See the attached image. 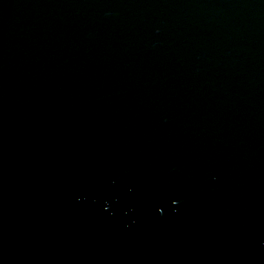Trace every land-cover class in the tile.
<instances>
[{
  "label": "water",
  "instance_id": "obj_1",
  "mask_svg": "<svg viewBox=\"0 0 264 264\" xmlns=\"http://www.w3.org/2000/svg\"><path fill=\"white\" fill-rule=\"evenodd\" d=\"M0 264H264V0H0Z\"/></svg>",
  "mask_w": 264,
  "mask_h": 264
}]
</instances>
